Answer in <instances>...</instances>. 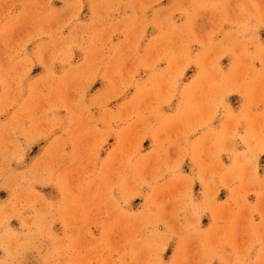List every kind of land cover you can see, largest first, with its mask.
<instances>
[{
	"label": "rangeland",
	"instance_id": "rangeland-1",
	"mask_svg": "<svg viewBox=\"0 0 264 264\" xmlns=\"http://www.w3.org/2000/svg\"><path fill=\"white\" fill-rule=\"evenodd\" d=\"M0 264H264V0H0Z\"/></svg>",
	"mask_w": 264,
	"mask_h": 264
}]
</instances>
